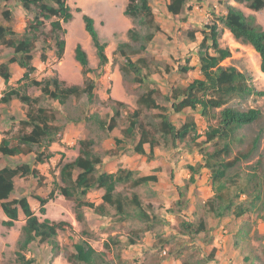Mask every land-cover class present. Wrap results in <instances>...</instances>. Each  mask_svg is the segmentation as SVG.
Listing matches in <instances>:
<instances>
[{"label":"trees","instance_id":"1","mask_svg":"<svg viewBox=\"0 0 264 264\" xmlns=\"http://www.w3.org/2000/svg\"><path fill=\"white\" fill-rule=\"evenodd\" d=\"M13 1L32 17L23 34L14 31L13 12L9 8ZM225 1L245 4L255 12L264 9V0H220L221 3ZM188 2L167 0V11L173 17H180ZM225 6L226 12L216 15L201 31L197 63L191 64L188 60L179 69L183 75L198 72L199 77L185 84H173L170 92L164 94L151 79L156 69L153 66L155 59L149 57L151 45L162 32V26L156 19L151 0H128L124 15L132 21V27L127 31L129 40L118 43L114 56L121 60L119 70L123 82L135 88L136 107L109 97L100 104L103 109L98 105L96 81L91 76H102L110 59L108 44L101 40L95 20L83 14L85 29L98 57V68L91 67L89 55L81 44L75 47L83 84L67 85L59 78L57 70L52 71L53 75L37 80L34 78L37 72L34 58L39 45L41 62H47L50 53L56 62L64 58L68 33L64 25L74 19L72 8L67 0H0V46L12 50L10 58L0 64V76L6 85L0 105L8 106L18 100L25 110V119L2 132L0 162L2 157L33 154L35 166L29 163L0 166V208L6 217L0 223L12 229L21 213L25 217L13 258L3 260L2 264H38L34 257L28 256L31 245L36 242L49 246L53 257L63 255L69 264H129L123 257L124 250L137 245L146 232L169 223L157 216L153 205L146 204L138 192V189L157 185L159 176L156 173L142 175L122 165L110 173L104 170V164L106 158L128 153L153 161L157 149L189 155L198 153L201 160L187 167L190 177L185 187H177L179 199L175 207L168 210L179 218L176 232L186 239L175 251L167 252L172 238L160 236L158 242L144 252L141 264H164L173 254L178 256V264H210L217 258V247L206 252L197 243H211L209 219L219 222L226 218L236 223L235 231L231 232L233 247L243 263L264 264V259L255 253L257 248L252 246L253 239L264 242V233L258 228L264 223V158L259 157L248 164L258 156L262 145L264 111L244 107L252 97H263L264 92L254 85L252 73L223 64L232 57V51L221 43V34L226 29L237 41L250 45L259 55L260 70L264 74V27L241 9L229 4ZM180 21L185 22L187 18L180 17ZM188 38L197 43L198 31H189ZM12 64L24 70L14 85L10 84L9 66ZM31 89L40 94L32 96ZM172 114H181L184 118L176 122ZM196 114L205 121L203 132ZM70 123H84L94 136L87 134L77 142L74 159L66 160L62 153L58 175L52 173L55 178L52 191L46 198L35 194L33 198L40 205L41 216L46 215L47 204L56 197L71 201L75 219L82 226L80 233L75 232L68 221L42 219L27 197L12 198L18 178H31L43 186L45 177L37 166L51 162L55 153L50 148ZM253 125L258 129L254 135H249L246 129ZM116 130L119 134L112 136ZM108 139H113L114 147L104 154L99 153L96 147ZM203 171L209 174L212 195L191 211V202L195 200L192 186ZM92 191L102 192L99 204L88 198ZM153 194L157 193L154 191ZM88 209L98 216L110 218L113 224L136 222L142 229L133 228L125 241L117 234H109L103 243L104 249L97 250L90 242L96 235L89 227ZM184 212H190L189 218L182 215ZM65 231L77 237L72 246L58 241L60 233Z\"/></svg>","mask_w":264,"mask_h":264},{"label":"rangeland","instance_id":"2","mask_svg":"<svg viewBox=\"0 0 264 264\" xmlns=\"http://www.w3.org/2000/svg\"><path fill=\"white\" fill-rule=\"evenodd\" d=\"M67 2L72 8L74 19L70 23L64 25L68 31L66 35L67 46L63 59L66 73L73 74V67H80L75 59V47L77 44H81L88 53L91 67L94 69L98 68L96 50L85 29L83 21V14H87L95 20L96 29L101 40L108 44L107 55L110 59V63L105 67L107 70H104L102 76L98 78L91 76L96 81V93L100 99L98 105L104 109V106L100 104L111 97L116 100L124 101L132 108H135V100L137 97L134 92L135 88L131 85H126L123 82L122 73L119 70L121 60L118 56H114V51L116 50L118 43L129 40L127 31L132 27V21L124 15V9L128 0H67ZM166 2L167 0L152 1L156 19L162 26V32L156 36L151 45L149 54V57L155 59L153 66L156 69V73L153 74L151 79L164 94L170 92V88L173 84H185L188 81L199 77L198 72H191L188 75H183L179 72V69L184 66L188 60L191 61V64L197 63L198 43L202 39L201 31L206 29L207 25L212 23L216 15L226 12V4L241 9L248 17L253 18L257 23L264 27V9L255 12L248 9L245 4H239L235 1H225V3H221L220 0H189L186 11L180 16L187 18V21L185 22H181L180 17H173L167 12ZM80 5L82 9L79 8ZM189 8H192V10ZM78 9H81L80 13H78ZM220 27H222V25ZM191 30L198 31L197 43L191 42L188 38V32ZM221 43L224 47H229L232 51V57L224 61L223 64L226 66L233 65L242 71L252 73L254 76V85L257 89L264 92V74L260 70V58L256 51L250 45H245L237 41L226 29H224L221 34ZM40 46L41 45H39V48L35 52V57L38 61H41L39 58L41 51ZM0 55L1 57H6L8 55L6 47L0 48ZM49 59L52 68L51 70H56L55 64H57V62L55 61V58L51 56ZM51 75H53L52 72L49 76ZM67 85L74 84L67 83ZM30 93L32 96H38L40 94V92L35 89H31ZM0 95H3V91L0 92ZM244 107L261 108L264 111V96L252 97L244 103ZM5 109H9V107ZM102 113H105V110ZM182 118H184V115L172 114V119L176 122ZM195 118L197 119L200 130L203 132L206 126L205 121L197 114L195 115ZM13 124H16V121H13L12 119L9 120L7 113L4 118L0 117V126L7 127ZM87 128L89 130V126H86L84 123H70L66 125L62 137L56 142L61 148L60 150L58 148V150L55 151L58 154V157H56L53 166L46 165L50 174L59 172V163L62 159V153L65 154L66 160L74 159L77 156V142L86 137L87 134L89 137L94 136L93 134H90L91 132H89ZM257 129L258 126L253 125L248 127L246 132L249 135H254ZM118 134L119 131L116 130L112 133V136ZM108 141H113V139L101 141V145L97 146L96 150L99 153L104 154L105 151L108 150L105 146ZM259 157L264 158V138L258 156L248 164L256 162ZM106 159L108 162L114 161L111 164L114 166L117 161L124 159L125 161L127 160V165H135L142 175L153 173L159 175L160 180L157 185L138 189V192L146 204L153 205L157 216L170 223L158 225L153 231L146 232L137 245L127 247L124 250L123 257L129 264H141L144 259V252L147 249H150L154 243H157V238L160 236L171 237V243L166 248V251L168 252L170 249L175 251L186 238L176 232L179 226V218L174 214L168 213V210L174 208L179 199L177 187H185L187 180L190 177L187 167L191 164L196 165L201 160V155L198 153L189 155L185 152L181 153L179 151L162 152L157 149L156 157L153 161H147L144 156L130 153ZM15 161L27 162L32 165L34 164V155H24L22 158L16 160H13L12 158H2L1 164L2 166L14 164ZM120 165H122V163H119L118 166ZM208 175V172L203 171L202 176H198L195 184L192 186L195 200L193 199L191 202V211L193 208H196L201 201L208 199L212 195V186ZM53 179L48 181V186L49 183L53 182ZM17 185L18 189L25 188L29 190L28 192L32 207L35 212L40 215V205L37 200L33 198L34 194L39 190L48 197L53 186L51 185L47 190L44 188L48 186L39 189L40 185L38 184V181L31 178L19 179ZM154 191L157 194H153ZM101 196L102 193L100 191H92L88 195V198L90 201L97 203L100 201ZM46 208V215H40L42 219L48 217L53 221L65 220L73 225L75 232L80 233L82 231V226L75 219L73 203L71 201L62 196H58L54 201H51ZM86 215L89 227L96 235V237L94 236L90 242L97 250L104 249L103 243L109 234H117L123 241H125L133 228L142 229V226L136 222L113 224L111 223L110 218L98 216L89 209L86 210ZM182 215L189 218L190 212H184ZM3 218L5 219V215L0 208V221ZM24 222L25 217L21 214L20 220L16 223L13 229H7L0 223V264H2L3 260H11L13 258L16 242L21 236V229ZM208 222L210 228H212V233L209 237V239L213 237L212 241L209 245L207 244L208 246L202 241L197 244L203 247L206 252L213 247H217V258L210 264H244L241 255L235 252L233 247L231 232L235 231L236 223L229 218L223 219L219 222L209 219ZM258 228L264 233V223H260ZM58 241L62 245L72 246L73 243L77 241V237L70 231H65L60 233ZM252 246L257 248L255 253L264 259V242H258L253 239ZM165 254L166 252L163 253V255ZM28 256L34 257L38 264H69L63 255L53 257L50 247L38 242L31 245ZM176 257H178L177 254L171 255L164 264H178L179 260H177Z\"/></svg>","mask_w":264,"mask_h":264},{"label":"crops","instance_id":"3","mask_svg":"<svg viewBox=\"0 0 264 264\" xmlns=\"http://www.w3.org/2000/svg\"><path fill=\"white\" fill-rule=\"evenodd\" d=\"M152 1H154V0H151V3H152ZM9 8L13 12V18H14L13 19V27H14V31L17 32L18 34H23L27 22L29 20H31V18H32L31 15L17 1H13L9 5ZM79 8L82 9L81 5L79 6ZM125 8H126V6H125ZM1 12H2V10L0 9V23L2 22ZM2 47H4V46H0V48H2ZM7 53H8V55L6 57H1V55H0V64L2 62H4V61H7L10 58V56L12 54V50L7 49ZM51 56L53 57V53H50V57ZM63 59H62V61L57 62V64H55L56 70L59 72L61 80L65 81L68 84L82 85L83 84V76H82V67H81V65L79 64L80 67H75L76 69L73 67V72L74 73L73 74H68V73H66V70L64 69ZM98 64H99V61H98ZM98 64H97V66H98ZM34 66L37 68V72H36V74H34V78H36L37 80H42V78L48 77L51 74V72H52L50 59L47 62H41V61H38V59L35 57L34 58ZM9 68H10V71L12 73V79L10 81V84L14 85L18 80L21 79V77L24 74V70L22 68H20L16 64L10 65ZM105 70H107V68ZM5 89H6L5 81L0 76V92L3 91V93H4ZM1 96L2 95H0V97ZM8 107H9V109H5V108H8ZM0 110H1L0 117H2V118H4L5 114L7 113V116H8L9 120L10 119H14V121L17 122L19 120L25 119V110L22 107V104L18 100L12 101V103L10 105H8V106L1 104L0 105ZM11 126H7V127L0 126V142H1L2 138H3L2 132L9 130L11 128ZM105 146H106L107 149H112L114 147V141L106 142ZM58 148H59V150L61 149L56 143H54L52 145V147L50 148L51 151H53L55 153V156L52 158L51 162L48 163V164H40V165L37 166V169H39L41 175H43L45 177V180L43 181V186H40L39 189L48 186L47 185L48 181H51L54 178V175L50 174V171L47 170V166H53L56 157H58V154L55 152L56 150H58ZM134 155H137V154H134ZM23 156L24 155H21L20 157H2V158H7V159H11L12 158L13 160H16V159L22 158ZM122 158H123V156H122ZM126 161L124 159H121L120 161H117L115 163L116 165L114 166V165H111L114 161L108 162L107 160H105L104 170L107 171V172H110V173H114V172H116L117 166L119 165V163L120 164L122 163L123 167L131 168V169H134V170L138 171V168L135 165H130V164L127 165ZM1 162H2V160H1ZM1 162H0V166H2ZM20 163H27V162L15 161L14 164H7V165L15 167L16 165H18ZM50 164H52V165H50ZM3 166H6V165H3ZM32 166L35 167L34 164H32ZM44 166H46V167H44ZM54 174L58 175L57 172L54 173ZM145 175H150V174H145ZM19 179L20 178L16 179L15 191L12 194V198L17 199V198H21V197H27L29 202H30V204H31V206H32V203L30 201L29 192H28L29 190H27L25 188L24 189L23 188L18 189V185L17 184H18V180ZM23 179H25V178H23ZM159 180H160V177H159ZM53 182H54V179H53ZM53 182L49 183V186L44 188V189L47 190V189L50 188L51 185L53 186ZM35 195L41 196V197H45V198L47 197L44 193H42L39 190L37 192H35ZM100 202H101V199L96 204H99ZM21 214H20V216H21ZM46 218H48V217H46ZM5 219H6V217H5ZM5 219L3 218V219H1V221L5 220Z\"/></svg>","mask_w":264,"mask_h":264}]
</instances>
